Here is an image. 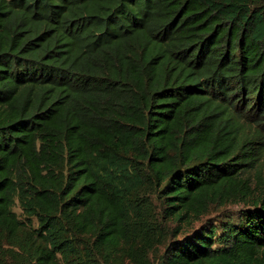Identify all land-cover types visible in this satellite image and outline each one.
Masks as SVG:
<instances>
[{"label":"trees","instance_id":"1","mask_svg":"<svg viewBox=\"0 0 264 264\" xmlns=\"http://www.w3.org/2000/svg\"><path fill=\"white\" fill-rule=\"evenodd\" d=\"M159 244L264 264V0H0V264Z\"/></svg>","mask_w":264,"mask_h":264},{"label":"rangeland","instance_id":"2","mask_svg":"<svg viewBox=\"0 0 264 264\" xmlns=\"http://www.w3.org/2000/svg\"><path fill=\"white\" fill-rule=\"evenodd\" d=\"M14 210L17 213L21 212V210H20V208L18 206H14ZM236 210H237V205L228 204L225 209H222V208H219L218 210L211 209L207 216L208 217H216L215 214L216 213H220V211H230L231 213L235 214ZM162 252H163L162 244H159L158 246H156L155 249L151 250L148 253L149 254V257H148L149 263L150 264H158V257L160 255V253H162ZM124 263L125 264H132L130 262V260H123V264Z\"/></svg>","mask_w":264,"mask_h":264}]
</instances>
